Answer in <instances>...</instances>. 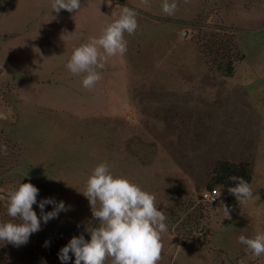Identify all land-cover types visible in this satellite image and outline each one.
Instances as JSON below:
<instances>
[{
	"label": "rangeland",
	"instance_id": "374dc122",
	"mask_svg": "<svg viewBox=\"0 0 264 264\" xmlns=\"http://www.w3.org/2000/svg\"><path fill=\"white\" fill-rule=\"evenodd\" d=\"M162 3L81 0L78 12L57 14L51 0H0V223L19 222L5 205L20 182L39 189L38 202L54 198L69 208L42 222L26 245L5 246L0 264H61L58 253L73 236L90 240L85 227L98 221L83 192L100 163L153 194L167 216L158 264H264V255L237 240L264 233V161L255 159V176L247 162L254 198L246 204L213 183L222 127L200 119L193 104L205 103L207 95H197L211 90L192 82L209 70L200 49L205 34L233 35L244 56L236 67L246 60L237 34H264V0H176L174 15ZM124 6L138 22L134 35L125 33L127 52L108 58L96 69L102 79L85 89L82 76L66 68L73 48L98 37ZM235 15L244 29L230 23ZM250 56L249 63H264ZM207 189L218 190L216 203L202 199ZM33 210L40 215L37 205Z\"/></svg>",
	"mask_w": 264,
	"mask_h": 264
},
{
	"label": "clouds",
	"instance_id": "9594fccd",
	"mask_svg": "<svg viewBox=\"0 0 264 264\" xmlns=\"http://www.w3.org/2000/svg\"><path fill=\"white\" fill-rule=\"evenodd\" d=\"M147 4L148 0H141ZM187 2V0H185ZM163 13L174 15L177 10L176 0H163ZM55 13L66 10L78 12L81 0H51ZM137 13L127 6L121 7L116 18L106 24L100 35L92 36L85 43L73 48L66 68L73 75L82 76V87L92 89L102 75L97 68H102L110 57L123 56L127 52L128 41L125 33L134 35L138 22ZM6 150V149H5ZM229 181L235 186L228 192L238 203H247L254 198V193L243 177L232 175ZM39 189L31 183H21L8 191L6 196L7 215L18 223H0V240L19 247L26 245L32 234L41 230L42 222L58 218L61 212L69 210L64 201L54 198L37 201ZM83 195L88 199L92 218L98 221L95 226L90 221L85 232L90 236L86 240L83 233L73 236L58 253L61 264H69L74 257V264H158L162 256V234L168 231L167 216L155 204V196L132 183L126 178L114 177L107 163L94 167L86 181ZM99 205L96 208V205ZM33 205L40 209V215L33 210ZM46 205H52V211H45ZM224 214L230 218L232 209L221 204ZM95 208V210H93ZM79 227V225H78ZM238 243L245 245L251 253L264 255V233L254 238L240 235ZM49 242H45V246ZM71 253V256H70Z\"/></svg>",
	"mask_w": 264,
	"mask_h": 264
},
{
	"label": "crops",
	"instance_id": "0c3cea01",
	"mask_svg": "<svg viewBox=\"0 0 264 264\" xmlns=\"http://www.w3.org/2000/svg\"><path fill=\"white\" fill-rule=\"evenodd\" d=\"M235 16L236 20H229L230 23L244 29L245 26L239 24L240 18ZM248 20L244 22L249 25ZM254 34L244 31L237 34L239 48L246 60L236 67L233 76L206 69L203 76H196L192 82L196 85L207 82L211 90L209 93L201 91L197 98H205L206 94L207 100L203 104H193V108L200 109V119L209 121L208 125L213 121L215 127H222L214 139V152L219 146L223 147L216 159L249 162L255 176V159L264 161V63H249V58L252 59L250 55L264 56V34Z\"/></svg>",
	"mask_w": 264,
	"mask_h": 264
},
{
	"label": "trees",
	"instance_id": "16d2710c",
	"mask_svg": "<svg viewBox=\"0 0 264 264\" xmlns=\"http://www.w3.org/2000/svg\"><path fill=\"white\" fill-rule=\"evenodd\" d=\"M204 36L202 37L203 43L200 49L209 64V70L222 73L227 77L233 76L236 70V63L244 58L243 54L238 51V47L234 41L235 37L233 35H226V33L223 37L211 33ZM227 46H230L234 50L232 55L227 52ZM232 175L241 176L248 183H251L253 170L247 162L232 163L229 161H219L213 168L211 180L214 184L222 185L228 189L235 186L228 179ZM3 242L0 240V252L5 250V246H10L8 245L9 243Z\"/></svg>",
	"mask_w": 264,
	"mask_h": 264
},
{
	"label": "built area",
	"instance_id": "2783aa9c",
	"mask_svg": "<svg viewBox=\"0 0 264 264\" xmlns=\"http://www.w3.org/2000/svg\"><path fill=\"white\" fill-rule=\"evenodd\" d=\"M202 199L209 203H216L218 201V190L217 189H207L202 194Z\"/></svg>",
	"mask_w": 264,
	"mask_h": 264
}]
</instances>
